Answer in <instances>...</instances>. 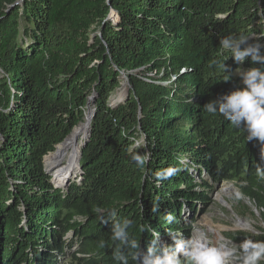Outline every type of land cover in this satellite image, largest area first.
I'll list each match as a JSON object with an SVG mask.
<instances>
[{"label": "trees", "instance_id": "1", "mask_svg": "<svg viewBox=\"0 0 264 264\" xmlns=\"http://www.w3.org/2000/svg\"><path fill=\"white\" fill-rule=\"evenodd\" d=\"M228 35L264 43V0H0V264H58L73 246L76 264H118L116 219L133 222L142 251L148 226L189 237L184 210L208 200L209 182L235 183L264 219V143L203 110L238 83L214 62L253 66L228 59ZM122 74L130 88L113 107ZM89 106L79 179L56 188L44 157Z\"/></svg>", "mask_w": 264, "mask_h": 264}, {"label": "clouds", "instance_id": "2", "mask_svg": "<svg viewBox=\"0 0 264 264\" xmlns=\"http://www.w3.org/2000/svg\"><path fill=\"white\" fill-rule=\"evenodd\" d=\"M219 44L230 53L228 59L231 58L235 64L243 65L247 60L253 66L238 67L237 72L224 62H214L223 73V82L238 77V83L228 93L207 102L203 110L213 116L219 115L231 126L242 129L247 141L264 143V43L250 42L249 37L244 35H228L222 37ZM146 159L147 154L133 156L140 167L144 166ZM175 172L174 168L168 169L167 176ZM152 211L156 212L158 208L154 207ZM111 215L115 217V211ZM163 219L169 224L176 223V217L171 214ZM102 223L107 224L108 221L102 220ZM132 223L124 218L113 220L111 224L110 239L115 245L112 255L118 264H129V255L137 264H260L264 261V240L247 238L237 244L231 239L220 237L213 244L201 232L184 237L182 233L172 231L168 232V239L165 240L151 226L142 228V231L151 234V239L142 251L139 241L130 236ZM106 246L105 240L98 241L100 249Z\"/></svg>", "mask_w": 264, "mask_h": 264}, {"label": "rangeland", "instance_id": "3", "mask_svg": "<svg viewBox=\"0 0 264 264\" xmlns=\"http://www.w3.org/2000/svg\"><path fill=\"white\" fill-rule=\"evenodd\" d=\"M239 71V70H238ZM237 71V72H238ZM121 86L110 96L109 105L111 106V98L116 95L117 91L125 87L128 92L130 86L126 78L121 76ZM92 114V106L88 107L86 115ZM85 115V117H86ZM90 134V133H89ZM88 134V136H89ZM141 141L135 143V146L141 145ZM44 161V160H43ZM45 164V162H44ZM46 170L52 174L51 167L46 166ZM204 175H202L203 177ZM205 180H208L204 176ZM79 178L73 179L71 183L77 182ZM52 180V179H51ZM197 182L200 180L196 177ZM210 190H207L208 200L204 203L196 204L193 211L184 210V221L185 225L190 227L191 235L195 232H201L208 236L209 240L215 244L219 237L214 230H221L220 237H226L228 239L232 233L252 234L258 235L259 230H264V219L261 217L259 212L255 209L254 205L246 198L242 197L238 191V188L233 182H220L213 184ZM53 184V183H52ZM54 185V184H53ZM55 187V185H54ZM57 188V187H56ZM62 189V188H61ZM66 188L62 189L65 190ZM219 196H222L224 200H220ZM241 220L249 226V229L237 227V222ZM254 229V231L250 230ZM239 244V243H237ZM76 246H73L68 255L61 259L58 264H76L72 259L73 254L76 252Z\"/></svg>", "mask_w": 264, "mask_h": 264}, {"label": "bare ground", "instance_id": "4", "mask_svg": "<svg viewBox=\"0 0 264 264\" xmlns=\"http://www.w3.org/2000/svg\"><path fill=\"white\" fill-rule=\"evenodd\" d=\"M127 95L125 87L117 91L116 95L111 98V106L115 107L122 103ZM91 113H88L85 117V121L74 128L70 136L66 140L58 145L54 152L48 154L44 158V162L48 167H51L52 182L55 187L63 188L68 181L76 179L79 175V158L84 141L88 136L89 120ZM219 199L224 200L222 196ZM237 227L249 229V226L243 221L237 222ZM217 236L220 238L221 230H214Z\"/></svg>", "mask_w": 264, "mask_h": 264}, {"label": "water", "instance_id": "5", "mask_svg": "<svg viewBox=\"0 0 264 264\" xmlns=\"http://www.w3.org/2000/svg\"><path fill=\"white\" fill-rule=\"evenodd\" d=\"M92 117H93V115L91 114L90 120L92 119ZM90 120H89V122H90ZM80 157H81V154H80ZM79 162H80V158H79L78 164H79ZM79 170H80V167H79Z\"/></svg>", "mask_w": 264, "mask_h": 264}, {"label": "built area", "instance_id": "6", "mask_svg": "<svg viewBox=\"0 0 264 264\" xmlns=\"http://www.w3.org/2000/svg\"><path fill=\"white\" fill-rule=\"evenodd\" d=\"M45 158V157H44Z\"/></svg>", "mask_w": 264, "mask_h": 264}]
</instances>
